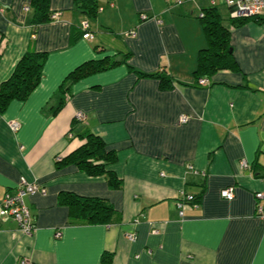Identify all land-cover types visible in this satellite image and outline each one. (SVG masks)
Here are the masks:
<instances>
[{
	"label": "crops",
	"instance_id": "1",
	"mask_svg": "<svg viewBox=\"0 0 264 264\" xmlns=\"http://www.w3.org/2000/svg\"><path fill=\"white\" fill-rule=\"evenodd\" d=\"M96 1L93 38L85 39L76 0H50L58 16L36 26L30 0H0V84L25 52L46 54L39 85L0 113V202L20 177L46 189L24 197L30 234L0 214V264H102L104 253L110 264H264L254 199L264 171V19L232 27L225 0ZM212 6L229 28L238 68L200 85L194 70L207 40L199 16ZM106 56L118 63L67 82L77 66ZM130 66L165 73L169 87ZM84 132L116 151L108 169L119 187L106 175L56 166ZM229 187L231 200L220 195ZM61 192L105 199L117 219L75 222Z\"/></svg>",
	"mask_w": 264,
	"mask_h": 264
},
{
	"label": "trees",
	"instance_id": "2",
	"mask_svg": "<svg viewBox=\"0 0 264 264\" xmlns=\"http://www.w3.org/2000/svg\"><path fill=\"white\" fill-rule=\"evenodd\" d=\"M77 8L87 16L88 29H80L84 33L90 30L89 18H93L97 11L96 0H76ZM50 0H30L29 7L32 9V23L34 26L52 20V14L49 10ZM203 31L207 40V45L201 48L197 55L196 68L194 75L198 80L199 77L210 76L218 70L237 69V63L231 52L229 39V28L222 24L223 17L216 7L204 8L202 16H199ZM249 19L263 20L262 17H230L231 26L243 24ZM82 33V35H83ZM92 33V32H91ZM46 54L29 50L25 52L17 61L11 75L0 84V113L4 112L10 101L24 100L39 85L42 77V68ZM129 54L124 55L125 61ZM118 63L106 56L99 60H89L72 70L66 80L71 83L84 76L101 72ZM141 77L156 78L162 88L169 87L170 77L163 72L143 73L135 70ZM207 78V77H205ZM66 84L61 86L65 93ZM65 97L68 94L65 93ZM60 106L57 107L59 109ZM76 119V118H75ZM74 119V121H75ZM84 142L76 149L65 156L56 159V166L75 165L80 170L89 175H106L108 184L112 188L120 186V180L114 171L108 169V166L116 161L117 154L114 149H109L103 138L91 132H84L78 135ZM193 196V195H192ZM196 197L193 196L195 201ZM59 202L67 205L70 215L75 222L87 223H110L117 219V213L114 207L105 199L99 197L81 196L71 192H61ZM70 216V217H71ZM111 254L104 253L102 264L111 263Z\"/></svg>",
	"mask_w": 264,
	"mask_h": 264
},
{
	"label": "built area",
	"instance_id": "3",
	"mask_svg": "<svg viewBox=\"0 0 264 264\" xmlns=\"http://www.w3.org/2000/svg\"><path fill=\"white\" fill-rule=\"evenodd\" d=\"M225 3L230 8L229 16L230 17H262L264 19V0H225ZM27 9V8H26ZM58 13L52 14V19L56 18ZM202 16V13L200 14ZM142 18L146 17L142 15ZM83 29H88V21L82 23ZM131 34L134 32L131 31ZM83 38L92 39L93 34L88 30L83 33ZM198 84L206 85L208 84V78L201 77L197 80ZM77 120L84 119V114L82 112H77L75 115ZM189 119L188 115H181L179 121L181 123L187 122ZM18 124L13 122L12 128L16 129ZM240 166L244 169L249 168V163L245 160L240 161ZM262 183V188L254 192L255 199V215L264 220V171L260 176ZM46 189L35 183L28 181L24 177H20L17 186L14 191L7 192L3 196L0 202V214L2 216L11 217L19 225V228L26 234H30L35 228V224L32 221L31 212L28 206L24 202V197L28 194L41 193L45 194ZM220 195L227 199L231 200L234 197L233 187L225 188L221 190ZM188 201L193 200V196H187ZM182 203H178V208L181 209ZM182 213L181 210L179 211ZM154 232H156L154 230ZM57 236L59 233L56 234ZM127 239L134 241L136 235L134 233H129L126 235Z\"/></svg>",
	"mask_w": 264,
	"mask_h": 264
}]
</instances>
